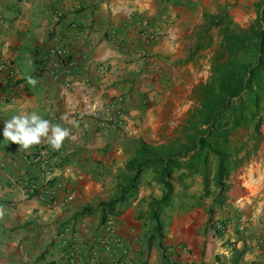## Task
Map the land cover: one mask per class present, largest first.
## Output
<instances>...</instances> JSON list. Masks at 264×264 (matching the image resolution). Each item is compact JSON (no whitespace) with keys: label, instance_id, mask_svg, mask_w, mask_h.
<instances>
[{"label":"crops","instance_id":"crops-1","mask_svg":"<svg viewBox=\"0 0 264 264\" xmlns=\"http://www.w3.org/2000/svg\"><path fill=\"white\" fill-rule=\"evenodd\" d=\"M256 1L0 0V60L15 73L6 77L0 71V264H116L100 241L99 211L77 213L87 203L119 195L134 134L159 110H169L179 83L201 72L189 62L194 50L202 52L205 29L218 20L213 27L221 38L242 33L255 23ZM145 22L160 33L154 41L142 35ZM58 45L70 50L67 65L45 57ZM196 84L193 94L185 86L184 95L198 99L186 105L188 118L206 80ZM33 113L69 131L53 155L58 167L26 163L25 155L48 146L46 141L25 150L3 136L6 121ZM51 176L63 183L57 203L25 196L21 181L40 183ZM227 184L219 198L217 188L200 197L199 174L176 184L184 196L173 198L161 214L162 248L150 239V203L161 194L151 179L112 216L127 251L122 259L264 264V141L231 170ZM68 192L74 198L61 202ZM215 221L222 230L214 228ZM67 224H73V234L62 244L59 232Z\"/></svg>","mask_w":264,"mask_h":264},{"label":"trees","instance_id":"trees-1","mask_svg":"<svg viewBox=\"0 0 264 264\" xmlns=\"http://www.w3.org/2000/svg\"><path fill=\"white\" fill-rule=\"evenodd\" d=\"M257 7L255 23L250 25L249 30L244 29L237 35L226 34L219 42L220 51L224 50L227 56H234V59L249 50L251 61L217 62L211 79L202 88L198 106L181 129L183 138L175 139L170 146H148L139 141L134 155L125 165L119 195L96 206L84 207L77 213L78 216L99 211L103 222L108 214L118 213L116 207L134 194L142 180L149 184L152 179L161 186V194L152 196L150 203L153 221L150 239L157 237L160 246H163L161 214L173 198L184 196L183 192L175 191L176 184L188 175L199 174L202 184L200 197L208 196L212 188H217L216 198H219L227 189L231 170L255 153L261 137L264 106L259 111L257 103L264 98V0H259ZM217 23L218 20L213 22ZM242 127L246 130L251 128L245 141L232 136ZM185 133L192 140L186 141ZM145 173L149 174L146 179Z\"/></svg>","mask_w":264,"mask_h":264},{"label":"rangeland","instance_id":"rangeland-1","mask_svg":"<svg viewBox=\"0 0 264 264\" xmlns=\"http://www.w3.org/2000/svg\"><path fill=\"white\" fill-rule=\"evenodd\" d=\"M257 1H259V0H257ZM244 11L246 13H248L246 10H244ZM210 25L211 26H209L208 30L205 29L206 35L202 40L203 45H204L202 52L197 53V51L194 50L192 52V55L190 56L192 61H190L189 63L193 66V69L197 68L201 72H199L196 75L195 80H193V77H191L190 81L189 80H187V81L183 80V82L179 83L175 87L176 96H175L174 100H172L173 102H171V104L168 106L169 110H167V111L159 110L158 111L159 116H157L155 118V120L152 119L154 121H149V119H146L144 121V123H142V125H140V131H138L134 134L136 136L134 138H132V140L130 142L131 143V147H130L131 155H134V150L138 146L139 141H142L144 144H147L148 146H156L159 144H164L165 146H167L171 143H174L175 139L183 138L181 129L185 126V122L188 120V112H187V110H184V109L187 107L186 105L189 102H193V103L198 102L197 101L198 99L196 101L194 99V101H193V98L191 97L193 94V88L196 87V85H197L196 82L200 81V80L201 81L206 80V84H208L209 80L211 79L213 70H214L213 66L215 64H217V62H221V64H223L226 61H234V62H238V63L251 61V55L249 53V50L247 52L240 53L234 59V56H232V57L227 56L223 52L224 50L220 51L219 46L218 47L213 46V45H219L218 41H221L222 38L220 36V33L217 31V29H215V27H213L215 25L217 26V24H213V22H212ZM245 29L249 30V28H245ZM247 30H245V31H247ZM198 44H200V43H198ZM221 52H222V54H221V56H219ZM181 74L182 75H190L189 72H187V73L182 72ZM181 78L183 79V77H181ZM259 81H260V79H259ZM187 84L190 85L189 87H190V91L192 94L185 96L184 95V93L186 91L185 86H187ZM258 104L260 106L259 111H262L261 106L262 107L264 106V98L263 97L261 98V103H257V105ZM253 109H255V105H254ZM261 117H262V123L260 125L261 137H260V142H259L258 147L260 146L261 141H264V112H261ZM189 126H190V124H188V126H187L188 127V133H190L189 132V129H190ZM250 129L246 130L243 127L238 128L237 131L235 132V134L232 136H234L239 141H245L248 138V133L250 132ZM188 133H187V136L185 133L186 141L192 140V138L188 136ZM186 141H185V143H186ZM244 163L245 162H243V164ZM148 176H149V174L148 175L146 173L144 174V178L148 177ZM88 182H89L88 180H84V184H87ZM145 186H146L145 181L142 180L141 183L139 184L137 190L144 188ZM106 191H109V189H106ZM73 198H74V196H73ZM112 199L101 200L99 202H94V203H87L86 206H96L100 202H103V201L107 202V201H110ZM150 218H151V216H150ZM155 239H157V237H154L152 240L154 241ZM162 248H163V246H162Z\"/></svg>","mask_w":264,"mask_h":264},{"label":"built area","instance_id":"built-area-1","mask_svg":"<svg viewBox=\"0 0 264 264\" xmlns=\"http://www.w3.org/2000/svg\"><path fill=\"white\" fill-rule=\"evenodd\" d=\"M59 20L61 19L62 12H56ZM146 22L142 26L144 29L142 30V35L144 36L145 41H154L158 36L159 32L155 28H150ZM45 57L47 59H52L54 63L57 65H67L66 62L70 57V50L66 46L58 45L51 47L47 50ZM0 71L4 73L6 77H14V69L8 64L6 61L0 60ZM56 149H53L51 146H41L38 150L33 151L29 155H25L27 162L26 163H37L41 164L44 167H58L56 163H54L53 155ZM54 176L49 177L43 182L35 183L31 180H23L21 184L25 187V196L28 197L31 194H37L39 201L45 202L49 201L52 203H57L56 196L57 191L63 188V183L61 181H55ZM54 181V182H53ZM73 199V194L65 193L64 198H62L61 202H68ZM114 214H108L102 222V232L101 243L107 249L112 251V255H115V263L116 264H135L132 260L122 259V256L126 254V248L124 247L121 239L115 234V223L113 220ZM214 228L223 229V225L219 221H215ZM73 234V224H67L62 227L59 232V238L62 244H66L69 241V238ZM45 264H52L50 262H46ZM167 264H175L173 261L168 260ZM178 264V263H177Z\"/></svg>","mask_w":264,"mask_h":264},{"label":"clouds","instance_id":"clouds-1","mask_svg":"<svg viewBox=\"0 0 264 264\" xmlns=\"http://www.w3.org/2000/svg\"><path fill=\"white\" fill-rule=\"evenodd\" d=\"M28 83L35 86L37 81L29 77ZM3 136L7 141L18 144L25 150L43 141L58 150L69 136V131L60 125H52L50 121L33 113L30 116L15 115L6 121Z\"/></svg>","mask_w":264,"mask_h":264}]
</instances>
